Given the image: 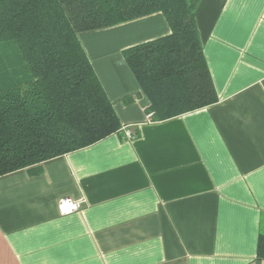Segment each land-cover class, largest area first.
Here are the masks:
<instances>
[{"label": "crops", "instance_id": "1", "mask_svg": "<svg viewBox=\"0 0 264 264\" xmlns=\"http://www.w3.org/2000/svg\"><path fill=\"white\" fill-rule=\"evenodd\" d=\"M195 20L218 101L163 120L123 52L169 36L165 16L79 35L122 129L0 177V264H264V0Z\"/></svg>", "mask_w": 264, "mask_h": 264}, {"label": "trees", "instance_id": "2", "mask_svg": "<svg viewBox=\"0 0 264 264\" xmlns=\"http://www.w3.org/2000/svg\"><path fill=\"white\" fill-rule=\"evenodd\" d=\"M200 2L0 0V177L121 131L82 33L162 13L171 34L123 52L155 118L215 104L195 20Z\"/></svg>", "mask_w": 264, "mask_h": 264}, {"label": "built area", "instance_id": "3", "mask_svg": "<svg viewBox=\"0 0 264 264\" xmlns=\"http://www.w3.org/2000/svg\"><path fill=\"white\" fill-rule=\"evenodd\" d=\"M130 133H127L128 136ZM58 212L61 216H69L76 213L80 209V204L73 199L63 198L58 201Z\"/></svg>", "mask_w": 264, "mask_h": 264}]
</instances>
